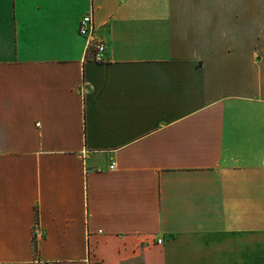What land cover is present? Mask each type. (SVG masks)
Wrapping results in <instances>:
<instances>
[{
    "label": "crops",
    "instance_id": "obj_1",
    "mask_svg": "<svg viewBox=\"0 0 264 264\" xmlns=\"http://www.w3.org/2000/svg\"><path fill=\"white\" fill-rule=\"evenodd\" d=\"M88 257L264 264V0H0V264Z\"/></svg>",
    "mask_w": 264,
    "mask_h": 264
},
{
    "label": "built area",
    "instance_id": "obj_2",
    "mask_svg": "<svg viewBox=\"0 0 264 264\" xmlns=\"http://www.w3.org/2000/svg\"><path fill=\"white\" fill-rule=\"evenodd\" d=\"M95 31V23L91 14L84 16L80 22L79 32L83 36H89ZM88 46L92 48L95 60H102L104 58L107 46L104 41L96 40L94 42H88ZM115 166L114 163L111 164V168ZM161 242V240H159ZM87 264H99L98 262H93L90 257L87 258Z\"/></svg>",
    "mask_w": 264,
    "mask_h": 264
}]
</instances>
